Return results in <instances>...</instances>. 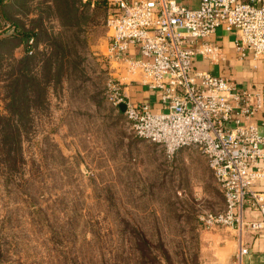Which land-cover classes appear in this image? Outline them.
I'll return each mask as SVG.
<instances>
[{
	"label": "rangeland",
	"instance_id": "374dc122",
	"mask_svg": "<svg viewBox=\"0 0 264 264\" xmlns=\"http://www.w3.org/2000/svg\"><path fill=\"white\" fill-rule=\"evenodd\" d=\"M27 1L18 0L15 19L27 21L32 10L49 26L66 16L74 29L56 45L75 53L63 52L44 72L47 55L30 63L21 107L11 112L9 63L29 54L13 41L0 49V117L8 119L0 118V264H202L210 230L199 217L224 206L205 157L185 146L169 158L106 100L119 73L99 47L107 30L101 8Z\"/></svg>",
	"mask_w": 264,
	"mask_h": 264
},
{
	"label": "built area",
	"instance_id": "2783aa9c",
	"mask_svg": "<svg viewBox=\"0 0 264 264\" xmlns=\"http://www.w3.org/2000/svg\"><path fill=\"white\" fill-rule=\"evenodd\" d=\"M104 1L105 56L119 73L107 82L106 100L117 110L124 104L136 136L160 145L169 158L185 146L201 151L224 207L204 211L199 221L208 230L234 228L240 244L231 264H242L249 252L243 233L264 232V132L254 119L263 105L264 86L249 91L226 74L195 68L194 62L197 55L209 63L225 61L222 47L212 39L219 27L234 35L238 58L264 61V0ZM33 51L30 38L25 52ZM133 77L155 93L159 109L126 93L125 79ZM246 210L261 219H245Z\"/></svg>",
	"mask_w": 264,
	"mask_h": 264
},
{
	"label": "crops",
	"instance_id": "0c3cea01",
	"mask_svg": "<svg viewBox=\"0 0 264 264\" xmlns=\"http://www.w3.org/2000/svg\"><path fill=\"white\" fill-rule=\"evenodd\" d=\"M17 2L18 0H3L2 9L3 14L8 21L17 25V27H22V44H20V39L14 36L10 37L8 34H5L0 36V49L5 42L13 41L14 43L12 44V49L14 48V50H17V47H22V52H25L24 40L26 37L34 33V53H41L43 48L45 50L44 52L50 51L53 46V44H51L52 42H65L63 37L64 29H69L71 31L74 29V25H66L67 23L61 20H59L58 23L56 22L55 25L47 26L44 18L36 14L32 15V10L26 12L27 14H31L27 15V21L15 19V17L18 16ZM84 6L89 7V10L91 11L94 10L93 8H101V19L105 25L106 7L104 0H88L87 2H83V5L79 7L80 10H82L81 8ZM6 25H9L10 27V29L7 30L11 31V24ZM3 31H5V29ZM105 31L106 32L102 40V37H100L101 41L99 42V47H102V49L107 51L108 37L107 30ZM68 37L66 40H68ZM212 39H214L222 47L225 53V61L220 65L209 63L205 59L201 58V56L197 55L194 62L195 68L207 70L213 74H226L236 85L239 87H245L249 91L254 92L261 90L264 86V61L254 59L253 57H247L246 59L238 58L234 50V35L225 31L223 27H219L217 29ZM2 53L3 52L0 51V56ZM13 54L15 55V53ZM131 79L133 80L125 85V91L131 99L134 101L149 103L154 109H159L155 93L141 85L136 77ZM254 119L258 124L259 129L264 132V99L263 105L256 113ZM244 217L247 220L261 219V215L259 213L251 210L244 211ZM206 237L207 243H204V247L201 249V252L205 255L202 264H231L234 259L235 252L240 244L239 233L232 227H218L210 230L209 232L207 231ZM242 238L243 242L249 246V252L243 257L242 264H264V232H244Z\"/></svg>",
	"mask_w": 264,
	"mask_h": 264
},
{
	"label": "trees",
	"instance_id": "16d2710c",
	"mask_svg": "<svg viewBox=\"0 0 264 264\" xmlns=\"http://www.w3.org/2000/svg\"><path fill=\"white\" fill-rule=\"evenodd\" d=\"M63 4L65 6H67L68 5L67 0H64ZM2 6H3V0H0V28L5 26L6 24H11L12 29H11V31H9V30L0 31V36L8 34L10 37L14 36V37L20 39V41L22 42V36H23L22 27H17V25H15L14 23H12V22L7 20V18L3 14ZM57 6H58V9H60L59 5H57ZM61 13H62V15L63 14L66 15L64 10L61 11ZM63 18L65 20H62V21L66 22V23L70 22V21H68L69 19L66 18V16H64ZM32 34L30 36L26 37L25 40H24L25 49L27 48V42H28V40L30 38H33L35 40V38H34L35 34L34 33H32ZM57 44H59V42ZM50 46H51V44H50ZM60 50H62V51L60 52ZM67 50L69 52H70V50H72V52L75 53V49H74L73 45L72 46L69 45L67 47H66V45H64L63 48L61 49L59 47V45H56V42H54L53 46L51 47V51H46V52H41V53L40 52H36V54L34 53L33 55H25V56L21 57V59H19L18 61H15L16 63H19V65H17V66H16V64L13 65V63H9L10 65L12 64V66L10 67V70H9L11 75H9L10 78L6 79L5 81H7L6 87L8 89V93H10L9 94L10 103H8V106H6V109L8 111L11 110V112H13L14 111L13 109H18V108L21 107L20 106L21 102H20V100L18 98L20 96H22V85L24 86L23 87V89H24L25 87L28 86V85L26 86V82L29 84V80L26 81V78H24L23 81H22V75L23 74L26 75V72L29 71V69L31 68L30 63L33 64L35 59L39 60L38 58H39V56L41 54L43 56L47 55V57L43 60L41 65H39V69L42 72H44L45 69H51L50 66L54 62V60H53L54 58H56V59L59 58L60 59V57H61L60 54H62L63 52H65ZM74 53H71L70 56H74ZM22 63H23V69H22ZM71 63H72L74 68L78 64L76 62L75 58H73ZM61 68H62V64L60 62H57V64H56L57 71H59ZM57 75H58V73H56V76ZM1 116L2 117H0V118L4 119V121L8 120L6 116H3V115H1Z\"/></svg>",
	"mask_w": 264,
	"mask_h": 264
},
{
	"label": "water",
	"instance_id": "95a60500",
	"mask_svg": "<svg viewBox=\"0 0 264 264\" xmlns=\"http://www.w3.org/2000/svg\"><path fill=\"white\" fill-rule=\"evenodd\" d=\"M119 108H120V110L123 112L124 109H125V105H124V104H120V105H119Z\"/></svg>",
	"mask_w": 264,
	"mask_h": 264
}]
</instances>
